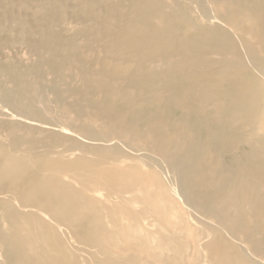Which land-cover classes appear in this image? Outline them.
<instances>
[{
	"label": "bare ground",
	"instance_id": "bare-ground-1",
	"mask_svg": "<svg viewBox=\"0 0 264 264\" xmlns=\"http://www.w3.org/2000/svg\"><path fill=\"white\" fill-rule=\"evenodd\" d=\"M0 212V264H264V0H0Z\"/></svg>",
	"mask_w": 264,
	"mask_h": 264
},
{
	"label": "rangeland",
	"instance_id": "rangeland-1",
	"mask_svg": "<svg viewBox=\"0 0 264 264\" xmlns=\"http://www.w3.org/2000/svg\"><path fill=\"white\" fill-rule=\"evenodd\" d=\"M22 52H23V51H22ZM23 53H24V52H23ZM0 213H1V212H0ZM2 227H3L2 229H4V228H5V225H3ZM0 254H1V255H0V259H4V257H2V256H4V255H3V253H2L1 251H0ZM12 264H13V263H12ZM14 264H15V263H14ZM16 264H17V263H16Z\"/></svg>",
	"mask_w": 264,
	"mask_h": 264
}]
</instances>
